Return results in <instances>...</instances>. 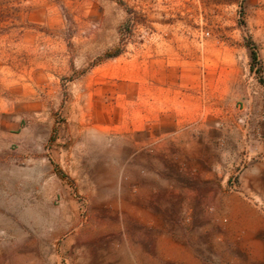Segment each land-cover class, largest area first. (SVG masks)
Wrapping results in <instances>:
<instances>
[{
    "label": "rangeland",
    "instance_id": "obj_1",
    "mask_svg": "<svg viewBox=\"0 0 264 264\" xmlns=\"http://www.w3.org/2000/svg\"><path fill=\"white\" fill-rule=\"evenodd\" d=\"M262 137L264 0H0V264H207Z\"/></svg>",
    "mask_w": 264,
    "mask_h": 264
},
{
    "label": "crops",
    "instance_id": "obj_2",
    "mask_svg": "<svg viewBox=\"0 0 264 264\" xmlns=\"http://www.w3.org/2000/svg\"><path fill=\"white\" fill-rule=\"evenodd\" d=\"M239 158V157H238ZM243 159V160H242ZM232 159V166L249 171L246 178L250 198L246 202L234 197L224 210L226 224L217 221V231L190 235L195 242L186 257L207 264H264V137L248 147L244 157ZM242 163V164H240ZM217 217V216H215ZM220 217V215H218ZM247 261H243V260Z\"/></svg>",
    "mask_w": 264,
    "mask_h": 264
},
{
    "label": "trees",
    "instance_id": "obj_3",
    "mask_svg": "<svg viewBox=\"0 0 264 264\" xmlns=\"http://www.w3.org/2000/svg\"><path fill=\"white\" fill-rule=\"evenodd\" d=\"M251 49H252V50H251L250 58H251V60L254 62V61L256 60V54H255V52L253 51V47H252ZM117 55H118L117 52H115V53H108V54H106V58L116 57ZM60 176H61V177H64V176L62 175V173H60ZM66 178H67V177H66Z\"/></svg>",
    "mask_w": 264,
    "mask_h": 264
},
{
    "label": "built area",
    "instance_id": "obj_4",
    "mask_svg": "<svg viewBox=\"0 0 264 264\" xmlns=\"http://www.w3.org/2000/svg\"><path fill=\"white\" fill-rule=\"evenodd\" d=\"M206 35H208V33H206Z\"/></svg>",
    "mask_w": 264,
    "mask_h": 264
}]
</instances>
